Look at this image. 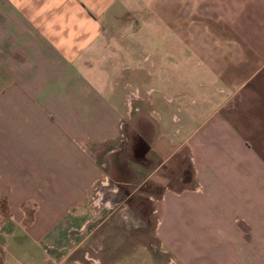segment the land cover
<instances>
[{
	"label": "crops",
	"instance_id": "1",
	"mask_svg": "<svg viewBox=\"0 0 264 264\" xmlns=\"http://www.w3.org/2000/svg\"><path fill=\"white\" fill-rule=\"evenodd\" d=\"M138 57L161 72L142 100ZM139 99L155 138L130 121ZM125 122L162 157L146 178L178 263L264 264V0H0V264H50L74 241L94 150ZM185 143L195 186L178 190L156 170Z\"/></svg>",
	"mask_w": 264,
	"mask_h": 264
},
{
	"label": "rangeland",
	"instance_id": "2",
	"mask_svg": "<svg viewBox=\"0 0 264 264\" xmlns=\"http://www.w3.org/2000/svg\"><path fill=\"white\" fill-rule=\"evenodd\" d=\"M177 71L168 70L171 81L183 77L180 72L177 75ZM190 72L193 70H186L184 74L188 85L186 102L192 105L196 103L188 101L193 97L198 100V96L194 93L195 84L192 75H188ZM156 73L161 77L160 71L151 69L150 62L140 57L135 69L126 70L133 85L137 86L131 88L139 90L141 100L146 94L145 88L156 85ZM149 74L155 76L151 79ZM140 99L139 108L132 111L130 121L137 122L141 131L144 129L145 138H155L161 128L160 118L148 109L146 101ZM122 125L116 138L94 150L99 174L88 186L81 204L84 224L75 231L74 241L57 250L50 264H179L176 254L183 252L184 246L176 242L177 239L173 240L177 245L169 246L170 238L162 244L156 234L155 224L157 219H162L158 197L162 185L157 179L146 178L162 157H156L152 150L146 149L147 142L136 136L139 134L128 128L126 122ZM169 125L174 128L177 121L172 119ZM174 134L177 133L174 131ZM184 147V150L170 147L168 155H163L167 156L163 165L156 170L166 180L164 184L174 189L195 186L188 157L193 155V150L188 143Z\"/></svg>",
	"mask_w": 264,
	"mask_h": 264
}]
</instances>
